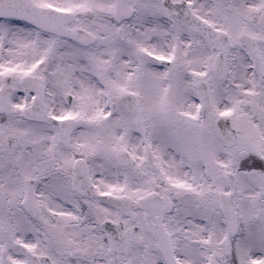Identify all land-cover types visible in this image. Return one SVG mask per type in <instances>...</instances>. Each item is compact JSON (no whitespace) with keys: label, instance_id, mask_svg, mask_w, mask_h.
Wrapping results in <instances>:
<instances>
[{"label":"snow or ice","instance_id":"6c2138e0","mask_svg":"<svg viewBox=\"0 0 264 264\" xmlns=\"http://www.w3.org/2000/svg\"><path fill=\"white\" fill-rule=\"evenodd\" d=\"M0 264H264V0H0Z\"/></svg>","mask_w":264,"mask_h":264}]
</instances>
